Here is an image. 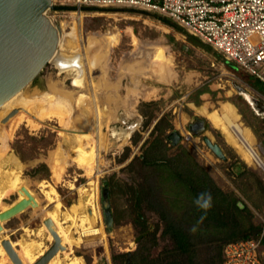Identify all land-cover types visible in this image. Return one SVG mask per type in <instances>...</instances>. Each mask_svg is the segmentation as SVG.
<instances>
[{
    "label": "rangeland",
    "instance_id": "rangeland-1",
    "mask_svg": "<svg viewBox=\"0 0 264 264\" xmlns=\"http://www.w3.org/2000/svg\"><path fill=\"white\" fill-rule=\"evenodd\" d=\"M69 8L48 15L61 25L59 56L67 64L81 60L82 85L69 72H76L73 66L60 69L51 62L23 90V103L15 100L6 113L0 108V212L27 198L23 187L36 200L2 223L0 264H13L4 239L13 242L25 264L42 256L54 243L44 225L47 218L66 248L49 264H115L114 256L135 251L136 239L146 232L157 233V256L167 244L152 204L161 194L155 190L142 209L133 211L139 184L145 177L156 184L155 169L141 164L152 151L172 164L193 166L199 191L192 199L215 191L228 202L235 196L262 227L264 170L239 151L221 119L224 113L234 116L264 160V89L250 85L212 47L197 44L189 38L194 35L165 16L124 7ZM143 103L150 105L141 111ZM16 108L14 124L4 123ZM9 131L6 138L3 133ZM174 132L182 134L181 141L169 138ZM205 136L221 146L224 159ZM80 146L91 150V173L76 158ZM140 214L147 227L143 232L132 222Z\"/></svg>",
    "mask_w": 264,
    "mask_h": 264
},
{
    "label": "trees",
    "instance_id": "trees-1",
    "mask_svg": "<svg viewBox=\"0 0 264 264\" xmlns=\"http://www.w3.org/2000/svg\"><path fill=\"white\" fill-rule=\"evenodd\" d=\"M154 17L177 28L174 22L165 17ZM189 38L200 44L197 38ZM200 45L210 49L203 43ZM149 105L143 103L141 111ZM172 162L165 156H156L154 151L147 152L141 160L143 167L154 168L157 172L156 184L152 186L148 177L139 184L138 205L133 211L142 209L152 192L158 191L162 199L152 201V204L161 219L162 238L167 244L155 256L153 249L159 245L157 233H148L138 242L137 249L131 252L130 264H224L227 244L257 238L262 227L251 221L248 206L235 196L232 202H228L224 195L214 190L211 195L197 194L192 199L191 194L199 191L197 172L193 166L186 167L181 161L176 165ZM107 195L110 196L109 191ZM132 222L142 232L147 228L145 220L139 215ZM126 259L127 253L114 256L115 264H125Z\"/></svg>",
    "mask_w": 264,
    "mask_h": 264
},
{
    "label": "built area",
    "instance_id": "built-area-1",
    "mask_svg": "<svg viewBox=\"0 0 264 264\" xmlns=\"http://www.w3.org/2000/svg\"><path fill=\"white\" fill-rule=\"evenodd\" d=\"M53 4L78 10L124 7L165 16L264 85V0H53ZM224 259V264H264V222L257 238L227 244Z\"/></svg>",
    "mask_w": 264,
    "mask_h": 264
},
{
    "label": "water",
    "instance_id": "water-1",
    "mask_svg": "<svg viewBox=\"0 0 264 264\" xmlns=\"http://www.w3.org/2000/svg\"><path fill=\"white\" fill-rule=\"evenodd\" d=\"M65 9L71 8L55 7L53 0H0V108L32 84L53 61L59 49L61 25L48 15V11ZM18 112V108L12 110L3 122H7ZM190 130L194 131L195 127L191 126ZM169 138L177 143L183 136L179 132H174ZM204 141L218 157L225 158L219 144L213 143L207 136L204 137ZM22 189L27 198L0 212V232L3 231V222L29 206L36 205L31 192L26 187ZM106 197L108 198L107 194ZM44 225L53 236L54 243L33 264H48L60 251L66 249L53 219L47 218ZM148 233L141 234L136 241L139 242ZM1 244L13 264H25L11 240L4 239ZM130 256L131 252H128L126 264H130Z\"/></svg>",
    "mask_w": 264,
    "mask_h": 264
},
{
    "label": "bare ground",
    "instance_id": "bare-ground-1",
    "mask_svg": "<svg viewBox=\"0 0 264 264\" xmlns=\"http://www.w3.org/2000/svg\"><path fill=\"white\" fill-rule=\"evenodd\" d=\"M63 27V26H62ZM63 29V28H62ZM60 31H61V27H60ZM76 40V39H75ZM62 41V31H61V37H60V42H59V46L61 44ZM114 42V41H113ZM77 44V43H76ZM63 50V49H62ZM83 58V57H82ZM65 58H62L59 56V49L58 52L56 54V56L54 57L52 62H55L56 66L60 69L62 68H67V67H71L73 66V68H75V70H77L80 75H83V67L81 64V60L79 59V57H77L76 59H74L75 61H70L69 64H67V62L65 60H63ZM80 60V62H79ZM23 92L21 91L18 95H16L13 99H11L8 103H6L2 109L4 108L5 113L8 112L10 110L11 107H13V102L16 100V104L17 103H23ZM51 107V106H50ZM21 109H25L24 106L21 107ZM41 109V108H40ZM20 110V109H19ZM39 110V109H38ZM62 110V109H61ZM231 113L233 112V114H235L234 109L233 110H229ZM53 112V111H52ZM19 113V112H18ZM17 113V114H18ZM14 115L13 117H11L8 121L9 123H13V121L15 122V119L18 117V115ZM47 115H51V113H47ZM53 115V114H52ZM55 115V114H54ZM7 116V115H6ZM58 116V115H57ZM59 116L61 117V115L59 114ZM27 119V118H26ZM44 119V118H43ZM7 121V122H8ZM221 121L223 123H225L226 127L228 128L227 131L229 132V134L231 135V139L234 140V142L237 144L239 151L245 155V157L247 158V160H249V162L252 163V165H256L259 166L260 168H262L264 170V160L260 157L259 153L257 152V150L255 149L254 146V140L253 137L251 136L250 132L247 129H244L240 124L236 123L234 120V116L232 117L229 113H224L223 118L221 119ZM6 123V122H5ZM32 123V122H31ZM14 124V123H13ZM14 125L12 128V131L14 130ZM7 132V131H5ZM11 131H9L8 133H3L5 134L6 138L8 136V134H10ZM3 138V137H1ZM83 140V139H82ZM81 140V142H82ZM81 147V146H80ZM91 150L90 152L85 151V149L83 148V146L81 148L78 149V155H77V160H79L78 162L83 165L86 166L85 170L88 173L93 172V168L92 166L89 164V158H92V154ZM93 153V152H92ZM60 162V161H59ZM62 163V162H61ZM64 164V163H63ZM64 166V165H62ZM97 170V169H96ZM13 182H16L13 181ZM14 184V183H13ZM25 194V192H24ZM1 195L0 194V202H1ZM26 195V194H25ZM59 227V226H58ZM60 232V230H59ZM62 232V231H61ZM64 236V235H63ZM67 239V238H66ZM64 240V239H63ZM7 253V252H6ZM79 260V259H78ZM74 261V260H73ZM77 261V260H75ZM75 263V262H74ZM49 264V263H48ZM73 264V262H72Z\"/></svg>",
    "mask_w": 264,
    "mask_h": 264
},
{
    "label": "crops",
    "instance_id": "crops-1",
    "mask_svg": "<svg viewBox=\"0 0 264 264\" xmlns=\"http://www.w3.org/2000/svg\"><path fill=\"white\" fill-rule=\"evenodd\" d=\"M196 38V37H195ZM198 40H200V39H198ZM206 45V44H205ZM206 46H209V45H206ZM214 50V49H213ZM215 51V50H214ZM217 54L224 60V62H225V64L227 65V66H229V68H231V70H233V71H235L236 73H238L239 75H241L242 77H244V75H246L249 79H246L248 82H249V84L250 85H252V86H261V88H262V86H264L262 83H260L259 81H257L255 78H253L252 76H250L248 73H246V72H244L243 70H241L238 66H236L234 63H229V62H227L226 60H225V58L221 55V54H219L218 52H217ZM245 78V77H244ZM254 84H257V85H254ZM113 91V90H112ZM108 92H110V90L108 91Z\"/></svg>",
    "mask_w": 264,
    "mask_h": 264
},
{
    "label": "flooded vegetation",
    "instance_id": "flooded-vegetation-1",
    "mask_svg": "<svg viewBox=\"0 0 264 264\" xmlns=\"http://www.w3.org/2000/svg\"><path fill=\"white\" fill-rule=\"evenodd\" d=\"M71 75H73V78L75 79V84H77L78 86L82 85V80H83V75H80V73L76 70L75 71H69ZM135 127V123L131 124L128 127V130H133Z\"/></svg>",
    "mask_w": 264,
    "mask_h": 264
},
{
    "label": "clouds",
    "instance_id": "clouds-1",
    "mask_svg": "<svg viewBox=\"0 0 264 264\" xmlns=\"http://www.w3.org/2000/svg\"><path fill=\"white\" fill-rule=\"evenodd\" d=\"M198 203H199V201H198ZM206 206V205H205Z\"/></svg>",
    "mask_w": 264,
    "mask_h": 264
}]
</instances>
